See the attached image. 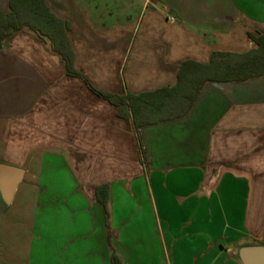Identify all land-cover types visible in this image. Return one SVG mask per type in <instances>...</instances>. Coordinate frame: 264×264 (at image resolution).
I'll use <instances>...</instances> for the list:
<instances>
[{
	"label": "crops",
	"instance_id": "1",
	"mask_svg": "<svg viewBox=\"0 0 264 264\" xmlns=\"http://www.w3.org/2000/svg\"><path fill=\"white\" fill-rule=\"evenodd\" d=\"M46 3L70 25L76 71L114 96L175 88L185 63L264 34V0ZM0 164L26 171L11 205L32 208L61 264H240L238 248L264 245V77L207 83L187 116L136 129L18 34L0 50Z\"/></svg>",
	"mask_w": 264,
	"mask_h": 264
},
{
	"label": "trees",
	"instance_id": "2",
	"mask_svg": "<svg viewBox=\"0 0 264 264\" xmlns=\"http://www.w3.org/2000/svg\"><path fill=\"white\" fill-rule=\"evenodd\" d=\"M69 30V23L53 12L46 0H11L9 13L0 9V50L16 35H29L60 58L67 76L82 79L96 95L115 105L120 115L127 108L136 129L187 116L207 83H244L264 77V34L256 36L250 33L249 37L256 48L245 53L215 52L206 65L187 62L181 68L175 88L140 95L114 96L95 89L76 71ZM179 89L182 91L179 92ZM176 95L180 101H175ZM96 201L109 218L107 185L97 188ZM111 264L124 263L113 252Z\"/></svg>",
	"mask_w": 264,
	"mask_h": 264
},
{
	"label": "rangeland",
	"instance_id": "3",
	"mask_svg": "<svg viewBox=\"0 0 264 264\" xmlns=\"http://www.w3.org/2000/svg\"><path fill=\"white\" fill-rule=\"evenodd\" d=\"M17 203L0 208V264H61V252L35 242L32 208Z\"/></svg>",
	"mask_w": 264,
	"mask_h": 264
},
{
	"label": "water",
	"instance_id": "4",
	"mask_svg": "<svg viewBox=\"0 0 264 264\" xmlns=\"http://www.w3.org/2000/svg\"><path fill=\"white\" fill-rule=\"evenodd\" d=\"M26 171L0 164V208L8 209L18 187L24 182ZM240 264H264V245L243 246L236 250Z\"/></svg>",
	"mask_w": 264,
	"mask_h": 264
},
{
	"label": "built area",
	"instance_id": "5",
	"mask_svg": "<svg viewBox=\"0 0 264 264\" xmlns=\"http://www.w3.org/2000/svg\"><path fill=\"white\" fill-rule=\"evenodd\" d=\"M172 21H174V20L172 19Z\"/></svg>",
	"mask_w": 264,
	"mask_h": 264
}]
</instances>
